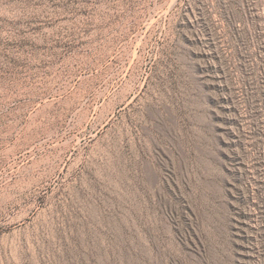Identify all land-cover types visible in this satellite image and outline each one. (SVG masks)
Segmentation results:
<instances>
[{"label":"rangeland","instance_id":"rangeland-1","mask_svg":"<svg viewBox=\"0 0 264 264\" xmlns=\"http://www.w3.org/2000/svg\"><path fill=\"white\" fill-rule=\"evenodd\" d=\"M0 264H264V0H0Z\"/></svg>","mask_w":264,"mask_h":264}]
</instances>
